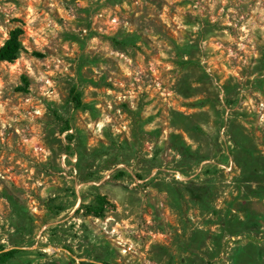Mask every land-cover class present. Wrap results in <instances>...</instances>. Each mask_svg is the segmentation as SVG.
<instances>
[{
    "label": "rangeland",
    "instance_id": "374dc122",
    "mask_svg": "<svg viewBox=\"0 0 264 264\" xmlns=\"http://www.w3.org/2000/svg\"><path fill=\"white\" fill-rule=\"evenodd\" d=\"M18 27L0 264H264V0H0Z\"/></svg>",
    "mask_w": 264,
    "mask_h": 264
},
{
    "label": "trees",
    "instance_id": "16d2710c",
    "mask_svg": "<svg viewBox=\"0 0 264 264\" xmlns=\"http://www.w3.org/2000/svg\"><path fill=\"white\" fill-rule=\"evenodd\" d=\"M24 34V30L21 27L15 28L11 31L7 41L0 47V62L15 63L22 52L23 45L21 38ZM69 102L74 109L79 110L84 107L81 93L76 89L72 88L69 94ZM65 132L70 131V124L67 122V127L64 129ZM93 208L94 212L100 214L104 208V200L99 199V203L96 207ZM18 250H0V262L7 263L9 260L13 259ZM81 264H112L109 262H97L90 260H82Z\"/></svg>",
    "mask_w": 264,
    "mask_h": 264
},
{
    "label": "built area",
    "instance_id": "2783aa9c",
    "mask_svg": "<svg viewBox=\"0 0 264 264\" xmlns=\"http://www.w3.org/2000/svg\"><path fill=\"white\" fill-rule=\"evenodd\" d=\"M55 92V91H54ZM54 92H52V94H54ZM261 107L262 110H264V103H261ZM39 111H36L37 114H40L42 112V110L38 109ZM42 152L43 151V147H36V152Z\"/></svg>",
    "mask_w": 264,
    "mask_h": 264
}]
</instances>
